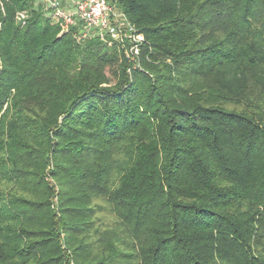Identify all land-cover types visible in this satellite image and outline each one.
I'll return each mask as SVG.
<instances>
[{"label":"trees","instance_id":"obj_1","mask_svg":"<svg viewBox=\"0 0 264 264\" xmlns=\"http://www.w3.org/2000/svg\"><path fill=\"white\" fill-rule=\"evenodd\" d=\"M115 2L0 0V264H264V0Z\"/></svg>","mask_w":264,"mask_h":264},{"label":"built area","instance_id":"obj_2","mask_svg":"<svg viewBox=\"0 0 264 264\" xmlns=\"http://www.w3.org/2000/svg\"><path fill=\"white\" fill-rule=\"evenodd\" d=\"M43 2L45 9L51 12L50 18L61 23L65 31L81 25L79 38H86L92 32H97L101 40L109 46L114 43L130 42L133 46L130 52H127L128 56L135 58L138 55V44L143 38L115 0H73L68 7L60 0Z\"/></svg>","mask_w":264,"mask_h":264}]
</instances>
